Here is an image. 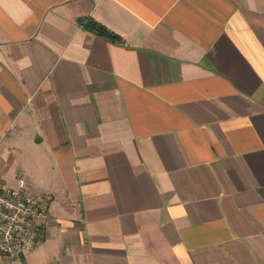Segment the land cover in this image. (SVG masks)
Masks as SVG:
<instances>
[{
    "label": "crops",
    "instance_id": "obj_1",
    "mask_svg": "<svg viewBox=\"0 0 264 264\" xmlns=\"http://www.w3.org/2000/svg\"><path fill=\"white\" fill-rule=\"evenodd\" d=\"M0 174L8 264H264V0H0Z\"/></svg>",
    "mask_w": 264,
    "mask_h": 264
},
{
    "label": "built area",
    "instance_id": "obj_2",
    "mask_svg": "<svg viewBox=\"0 0 264 264\" xmlns=\"http://www.w3.org/2000/svg\"><path fill=\"white\" fill-rule=\"evenodd\" d=\"M52 221L49 196L12 187L0 174V264L30 256Z\"/></svg>",
    "mask_w": 264,
    "mask_h": 264
},
{
    "label": "trees",
    "instance_id": "obj_3",
    "mask_svg": "<svg viewBox=\"0 0 264 264\" xmlns=\"http://www.w3.org/2000/svg\"><path fill=\"white\" fill-rule=\"evenodd\" d=\"M83 27L92 32L95 33L96 35L103 37L107 39L108 41H111L113 43L117 44H125V40L119 36L118 34L114 33L113 31L109 30L106 26L102 25L101 23L93 20V19H88L86 23L83 25Z\"/></svg>",
    "mask_w": 264,
    "mask_h": 264
}]
</instances>
